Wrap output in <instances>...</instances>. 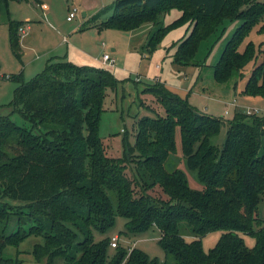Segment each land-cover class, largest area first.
I'll return each mask as SVG.
<instances>
[{
  "label": "trees",
  "instance_id": "trees-1",
  "mask_svg": "<svg viewBox=\"0 0 264 264\" xmlns=\"http://www.w3.org/2000/svg\"><path fill=\"white\" fill-rule=\"evenodd\" d=\"M8 2L0 0V13ZM174 8L181 15L150 35L149 51L170 29L193 23L173 61L196 63L203 39L225 20L241 19L213 65L214 77L228 81L241 75L257 57L253 40L240 46L263 19L264 1L115 0L114 14L101 25L132 29ZM122 9L126 12L117 14ZM22 23L9 16L16 53ZM258 31L264 33V22ZM261 51L244 93L264 95V47ZM54 58L31 80L23 71L7 76L18 85L13 99L0 104V264H23L18 248L30 236L40 237L30 250L39 264H264V115L247 121L235 112L220 147L212 137L224 118L198 112L164 82L148 83L140 104L147 106L144 95H150L164 112L148 106L133 121L132 140L124 135L122 155L110 156L100 123L107 90L117 88L119 79L105 68ZM5 106L9 111L2 113ZM179 155L186 169L177 165ZM187 170L203 186L194 187ZM118 215L127 219L129 233L158 228L166 261L118 244L111 253V236L96 239L95 230L106 233ZM215 230L222 234L205 250L203 238Z\"/></svg>",
  "mask_w": 264,
  "mask_h": 264
},
{
  "label": "rangeland",
  "instance_id": "rangeland-1",
  "mask_svg": "<svg viewBox=\"0 0 264 264\" xmlns=\"http://www.w3.org/2000/svg\"><path fill=\"white\" fill-rule=\"evenodd\" d=\"M264 0H254L259 2ZM41 2V3H40ZM9 0L0 13V104H8L14 97L17 82L7 78L8 75L23 71L26 81L31 80L52 58L54 61L64 58L77 64H85L94 69L105 68L113 72L119 79L117 88L108 89L104 102V112L100 123V135L104 141L106 153L110 156H121L123 153V137L128 134L132 140L135 135L133 121L146 111L148 106L159 109V104L150 95H144L148 105L140 104L139 95L148 83L164 82L167 87L178 92L204 112L225 119L219 134L212 137V142L223 146L228 129V121L235 112L242 113L247 121L255 115H264V95L247 94L244 89L254 67L263 58L261 49L264 47V33L258 28L264 17L245 38L240 50L253 40L257 57L251 60L242 70L236 72L228 81H218L214 77L213 65L219 60L228 40L241 25V19L225 20L208 38L203 39L196 53V63L178 64L173 61V54L181 41L191 32L193 23H184L170 29L159 42L157 48L149 51L146 48L150 35L159 27L167 25L181 15L177 8L159 14L157 20L146 21L141 25L124 29L116 24L101 25V21L114 14L115 0ZM43 3L47 4L45 7ZM76 10V16L68 20L70 10ZM87 16L83 15V12ZM126 12L119 10L117 14ZM99 13L98 18L89 21L91 15ZM9 16L22 20L19 28L20 52L16 53L11 45ZM64 37L68 42L64 41ZM114 48V50H113ZM109 53L115 59L114 64H104L102 56ZM144 103V104H145ZM9 108L2 107L1 112L7 113ZM160 112H164L162 108ZM16 120L19 121L17 115ZM178 149L181 140L178 130ZM180 154V153H179ZM177 164L186 169L181 155ZM169 166L172 164H168ZM171 167V166H170ZM188 171V177L194 187L203 186ZM160 192V189H156ZM264 216V199L261 205ZM127 219L118 215L115 224L106 232L95 230L96 239L104 236H117V244L129 249L138 247L151 257H157L161 263L166 261V252L158 240L161 232L151 227L138 233H129ZM222 234V230L207 233L203 238L205 250L213 247ZM246 242L253 245L255 239L244 235ZM191 237V236H189ZM40 240L39 236H30L18 250V256L24 258L23 264L37 263L30 250L33 243ZM115 246L110 247L113 253ZM171 260L168 264H172Z\"/></svg>",
  "mask_w": 264,
  "mask_h": 264
},
{
  "label": "built area",
  "instance_id": "built-area-1",
  "mask_svg": "<svg viewBox=\"0 0 264 264\" xmlns=\"http://www.w3.org/2000/svg\"><path fill=\"white\" fill-rule=\"evenodd\" d=\"M46 7V4H43ZM76 16V10L75 8L73 10L69 11V14L67 16L68 20L73 19ZM102 61L104 64H114L115 63V59L112 58V56L109 53H104L102 56ZM114 240H112L111 244L112 246H116L117 245V236L113 237Z\"/></svg>",
  "mask_w": 264,
  "mask_h": 264
},
{
  "label": "crops",
  "instance_id": "crops-1",
  "mask_svg": "<svg viewBox=\"0 0 264 264\" xmlns=\"http://www.w3.org/2000/svg\"><path fill=\"white\" fill-rule=\"evenodd\" d=\"M41 3V2H40ZM43 4H45V3H43ZM46 6H47V4H46ZM85 12V11H84ZM86 13V12H85ZM68 16V15H67ZM84 16H87V13L84 15ZM92 16V15H91ZM64 41H66V42H68V39L66 38V37H64ZM113 50H114V48H113ZM56 57V56H55ZM47 63V62H46Z\"/></svg>",
  "mask_w": 264,
  "mask_h": 264
},
{
  "label": "water",
  "instance_id": "water-1",
  "mask_svg": "<svg viewBox=\"0 0 264 264\" xmlns=\"http://www.w3.org/2000/svg\"><path fill=\"white\" fill-rule=\"evenodd\" d=\"M86 13L85 12H83V15H85Z\"/></svg>",
  "mask_w": 264,
  "mask_h": 264
}]
</instances>
